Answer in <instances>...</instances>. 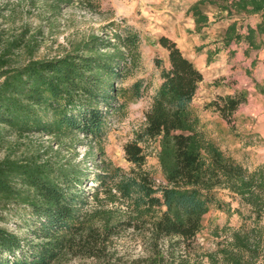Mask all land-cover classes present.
<instances>
[{"label":"trees","instance_id":"1","mask_svg":"<svg viewBox=\"0 0 264 264\" xmlns=\"http://www.w3.org/2000/svg\"><path fill=\"white\" fill-rule=\"evenodd\" d=\"M204 1L187 10L197 26L207 21L199 10ZM214 2L260 16L255 28L247 29L249 41L255 32L264 34V0ZM74 3L89 12L99 10L96 0H41V9L56 17L62 6ZM38 35L40 30L31 33L27 27L10 35L0 31V144L14 136L16 143L24 140L26 150L20 157L0 159V203L23 208L28 232L20 236L0 227V264H65L71 259L88 264H264V168L249 170L203 131L192 105L203 76L176 43L165 36L153 41L167 50V65L154 58L160 83L144 113L143 129L123 146L129 172L101 161L89 179L88 167L64 160L61 150L79 134L100 132L107 116L100 108L111 107L125 67L123 50L137 44V35L113 33L112 42L91 33L52 57L36 56ZM256 88L264 97V85ZM134 89L138 95L137 84ZM245 98L243 91L217 95L205 106L226 117ZM34 135L46 136L47 143L34 142ZM149 142L155 144L159 180L144 167L147 154L141 144ZM100 151L88 149L87 158ZM89 182L95 184L92 192L86 189ZM217 189L226 190L247 213L236 209L240 225L223 227L224 239L201 251L194 244L202 218L212 204L222 207ZM115 202L125 209L105 207ZM129 228L140 232L141 253L130 255L110 243ZM212 234L220 237L217 230Z\"/></svg>","mask_w":264,"mask_h":264},{"label":"rangeland","instance_id":"2","mask_svg":"<svg viewBox=\"0 0 264 264\" xmlns=\"http://www.w3.org/2000/svg\"><path fill=\"white\" fill-rule=\"evenodd\" d=\"M194 0H96L98 12H89L74 3L62 6L60 14L50 16L41 9V0H0V31L10 35L19 33L24 27L33 33L40 30L38 35V57H52L63 49H68L70 43L80 40L88 34H95L114 41L113 33L125 34L131 32L137 35V44L129 51L123 50L126 56L125 67L117 78L115 86L117 94L107 112L99 133L88 136L78 135V140L67 144L61 150L63 159L82 162L88 167L89 179L97 171L96 164L107 162L111 168H120L122 173L129 172L132 165L127 161L123 146L132 141L145 125L144 113L151 97L160 83V69L154 64V58L159 57L167 63V50L159 44H154L173 23H187L186 12ZM191 4V5H190ZM164 19V20H163ZM166 65V64H165ZM240 69V70H239ZM244 67H236L228 74L227 82L232 85L231 94L241 91L246 98L233 113L223 116L216 108L206 107L218 94L211 83L199 86L192 105L197 111L201 128L228 155L243 164L249 170L262 166L264 168V97L258 93L256 84L264 85V67L252 68L243 72ZM225 77V76H223ZM214 79L213 83L219 82ZM225 79V78H224ZM139 86V94H135L134 86ZM226 95V94H225ZM14 136L8 137L6 144H0V159L5 154L11 157L24 155V140L16 143ZM34 142L41 140L47 143L46 136L34 135ZM147 154L145 170L159 180L161 172L156 159V149L153 142L141 144ZM54 148L55 145L53 144ZM101 149L95 158H87L88 149ZM108 180V179H107ZM86 187L92 192L95 184L91 182ZM101 195V194H100ZM103 197V195H101ZM216 200L222 204L217 207L212 204L202 218L203 228L196 237V243L201 251L211 250L215 244L225 237L223 227H237L241 216L236 209L246 214V208L239 206L236 199L230 197L223 189L215 191ZM91 201V200H89ZM125 205L118 202L105 204L106 208ZM23 208L0 203V227L18 233L28 234L22 218ZM26 217V216H25ZM264 224V216L262 219ZM219 232L220 237L212 234ZM110 243H116L118 248L126 249L130 255L141 253L142 243L139 231L126 229L112 237ZM182 244L177 249H181ZM181 253V252H179ZM192 261V259H191ZM201 261V260H198ZM205 261V260H204ZM87 260L71 259L65 264H88ZM206 264V262H198Z\"/></svg>","mask_w":264,"mask_h":264},{"label":"crops","instance_id":"3","mask_svg":"<svg viewBox=\"0 0 264 264\" xmlns=\"http://www.w3.org/2000/svg\"><path fill=\"white\" fill-rule=\"evenodd\" d=\"M199 10L207 17L205 24L197 26L191 13L186 12L187 23H173L162 36L173 40L200 70L203 79L199 86L211 83L218 94H231L232 85L226 79L235 66L244 67V73L264 67V34L255 32L251 41L246 37L248 27L255 28L260 16L222 8L214 0H205ZM229 27L234 30L229 31ZM219 77L222 79L213 83Z\"/></svg>","mask_w":264,"mask_h":264},{"label":"bare ground","instance_id":"4","mask_svg":"<svg viewBox=\"0 0 264 264\" xmlns=\"http://www.w3.org/2000/svg\"><path fill=\"white\" fill-rule=\"evenodd\" d=\"M164 20V19H163Z\"/></svg>","mask_w":264,"mask_h":264}]
</instances>
